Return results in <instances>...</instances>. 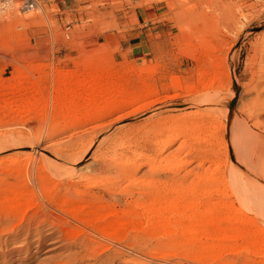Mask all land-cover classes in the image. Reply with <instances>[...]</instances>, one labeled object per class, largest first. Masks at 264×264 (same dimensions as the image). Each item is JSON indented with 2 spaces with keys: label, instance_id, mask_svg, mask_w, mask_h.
I'll return each instance as SVG.
<instances>
[{
  "label": "rangeland",
  "instance_id": "rangeland-1",
  "mask_svg": "<svg viewBox=\"0 0 264 264\" xmlns=\"http://www.w3.org/2000/svg\"><path fill=\"white\" fill-rule=\"evenodd\" d=\"M37 2V7L27 12L20 11L18 1L0 6V171L5 173L0 177L8 176L4 183H0V196L4 195L0 198V217L4 214L12 216L15 209L8 206L15 202L20 203V212L25 211L18 218L30 213L32 209L36 210L43 196L27 180V172L33 171V167L39 163V153L46 157L59 150L64 153L62 145L71 140L70 136H82L77 147L82 155L87 152L80 165L91 163L93 156L98 158L111 153L114 147L119 154L131 156L136 152L145 153L151 155L149 159L155 160L154 174L144 164L146 158L144 162H137V182L134 188H130L127 197V200L132 199L131 205L123 206L120 199H112L108 203H92L89 197L85 199L86 202L76 203L79 208H89L91 206L87 203L90 202L92 208L98 209L94 215L91 209L82 214L87 219L91 217L90 220L98 219L96 224L104 232H114L110 229L113 220L117 224L124 223L120 226L127 225L126 229L117 230L107 240L111 243L105 241V245L112 246V253H123V258L115 259L112 264H122L126 259L139 264H264V214L261 213L264 210L259 211L257 208L258 203L264 202V174L243 176L237 163L236 174L228 165L226 191L219 184L218 178L227 168L212 164L197 167L205 144L195 142L201 132L205 131L201 126L206 124L197 113L201 107L197 104L196 94L210 79H218L227 89L230 85L235 99L226 98L221 102L234 114L242 103L250 107L257 102L264 105V0ZM195 9H200V12ZM229 9L237 22L236 25L230 22L233 28L230 38ZM202 18L205 22L201 26ZM228 40H237L230 50ZM206 48L213 50L211 63ZM146 93L142 101L133 105L124 106L120 103V100L129 99L132 95L141 96ZM107 102L118 105V111H109L107 116L102 115L99 119L92 118L105 112ZM147 103V108L133 112L136 107ZM260 113L259 120L264 121V110ZM121 115L124 118L120 126L125 128L120 132L119 124L111 125L109 120ZM87 117L89 123L81 127ZM150 117L154 120L146 121ZM241 117L246 119L245 115L238 113L237 125ZM76 119L80 122L79 128L75 125ZM161 121L168 129L166 135H174L176 138L161 157H156L150 150V128ZM248 123L252 124L250 121ZM84 129H88L87 134H75ZM218 134L224 142L227 141L228 152L218 151L217 147H214V151L223 156L227 153L229 164L232 148L229 133L220 131ZM21 143L24 148L20 147ZM27 154H31L35 164L31 162L26 166ZM170 155L181 158L184 165L180 167L181 171L171 169L166 163H158ZM187 171L191 173L186 174ZM142 173L149 177L142 176ZM10 176L14 179H10ZM205 176L211 179L205 182ZM22 185H27V192L24 186L21 188ZM28 186L33 187V194L29 193ZM173 189L185 191L183 199L181 196L176 198ZM14 190H20L15 191L16 196L24 192V197H14ZM205 191L209 192L208 196H204ZM172 199L178 203V211L174 213L178 215L171 217L165 230V226L161 230V225L153 222L148 224L147 217L150 216H145L143 209L132 210L137 205L152 204L157 200L156 204L161 206ZM192 201L202 203V208L185 210V205L194 204ZM208 202L213 204L211 208ZM222 203L230 205L224 208L221 207ZM131 210L136 213V218L135 222L129 224L126 219L130 217L131 213L128 212ZM210 210L216 214L217 219L220 217L222 220L218 219L216 228L206 222ZM111 212L116 216L111 218ZM94 216L97 219H93ZM189 228L192 234H187ZM50 247L53 248L46 246L39 254L23 263L52 264L54 258L59 260L69 253L64 248L46 252ZM210 248L212 250L209 253L205 251L207 256L202 253L204 249ZM97 256L99 262L105 257L102 254ZM203 257L207 259L203 260ZM95 259L76 260L69 264H93L97 263Z\"/></svg>",
  "mask_w": 264,
  "mask_h": 264
},
{
  "label": "bare ground",
  "instance_id": "bare-ground-1",
  "mask_svg": "<svg viewBox=\"0 0 264 264\" xmlns=\"http://www.w3.org/2000/svg\"><path fill=\"white\" fill-rule=\"evenodd\" d=\"M190 8H192V7H190ZM198 10H200V9H198ZM198 10H196V11H198ZM199 12L200 11H198V13ZM202 14H203V12H202ZM202 14H200L201 17L204 15V14L203 15ZM197 19H198V17H197ZM203 19L204 18L201 19L202 21L201 20L198 21L199 23L201 21V23H200L201 26L205 22ZM209 19H210V17H209ZM206 20H208L207 16H206ZM230 22L234 23L235 25L237 24V22L234 18V15L231 12V9L228 10V38H230V36L232 35L231 33L233 32V28H231ZM206 25H207V23H206ZM236 42H237V40L235 42H233V41L229 42V40H228V50L234 48ZM207 52L209 55L208 61L210 60V63H211L212 58L214 56L213 50L209 49ZM255 54L257 55V53H255ZM59 80L60 79L58 78V80H57L58 83H59ZM81 85H83V84L81 83ZM226 87L227 86H224L220 81H218V79L217 80L216 79H214V80L210 79V82L202 85L201 89L198 92V95L196 94V96H197L196 101L198 102L197 104H198V106L201 107V109L197 113H198L200 119L202 121H204L206 124H204V126H201V128H203V130H205V131L202 130L203 132H201V134L198 137L196 136L197 141H195V142H197L198 144L204 143L205 148H206V149L204 148L205 151L203 150V152H202V156H201V159H200L197 167L203 168L204 164H208V166L212 164L211 166L216 165L215 167L224 166L225 169L227 168L226 172H224L222 175H220V177L218 176L219 177L218 178L219 184L223 185L224 189L227 191L228 190V185H227L228 184V165H229L230 169H232L235 172V167H236V163H237L239 172L243 176L247 175L248 177H253L254 173L264 174V121L259 120V117L261 114L260 111L264 110V105H260V103L257 102V103H254L250 107L247 103H242V106H240L239 108L237 107L238 108L237 113L234 114L233 113L234 111L232 112L231 110L225 108L223 106L224 104H222V102H221L222 100H224L226 98L231 99V100L235 99V95L231 91L230 85L228 84V89ZM67 92H69V91L67 90ZM146 95H147V93L144 95H141V96L132 95V97L129 99L125 98V99L120 100V103H121V105H124V106L133 105L136 102L142 101L146 97ZM256 100H257V98H256ZM147 105H148V103L143 104L139 107H136L137 109L135 108L133 110V112L139 111L141 109H145V108H147ZM118 109H119V107H118V105L116 106L115 103L111 104L110 102H107V106L105 107V112L101 113V114H97L95 116H92V118L97 119V117H98V119H99L100 116H102V115L107 116V113L109 111L117 112ZM238 113L241 114L242 116L245 115L246 119L244 117H241L240 122L237 125L236 117H238ZM123 118H124V115L113 118L112 120H109V124H111V125L119 124L118 131L121 132V130H124L123 128H125L124 126L123 127L120 126ZM160 119H162V118H160ZM76 120H77L76 121L77 123L75 122V125H77V127H78L80 125V122H78V119H76ZM149 120H151V122H152L154 119L152 120L150 117V119L148 118V120H146V121H149ZM89 121H90L89 117L85 118L84 123L82 122L83 124L81 125V127L86 126L87 122L89 123ZM249 121L252 122L251 125H249V123H248ZM84 124H86V125H84ZM163 124H165V123L163 122ZM163 124H162V121H161V123L157 122L154 124V126L151 125L153 128H150V129H152V130H150L151 131V137L149 140V144L151 145L150 150L152 151V153L154 155H156V157H158V156L161 157V155L164 153V151L173 143V141L176 138V137H174V135H173V137L171 135L170 136L166 135V132L168 129ZM201 125H203V124H201ZM147 126H148V124H147ZM149 127H148V129H149ZM198 127H199V125H198ZM93 128H91V129H93ZM150 131H148V132L150 133ZM220 131L223 132L224 134L229 133V140L231 141V145H232L231 160L229 161V164H228L227 153H225L226 156H223L222 154H217L214 151V147H217L218 151L222 152V150H223L224 152L225 151L228 152V150H227L228 146L226 143L227 141L224 142L222 137L219 136L218 133H220ZM204 132H205V134H204ZM87 133H88V129H84V130L80 131L79 133H75V134L85 135ZM199 133H200V131H199ZM72 136H74V134ZM80 138H82V136H78V137L77 136L76 137L70 136L71 140L69 142L67 141L68 143H65L64 145H62L64 153L63 152L61 153L62 150H59L58 152L56 151V154L54 153V155H51L50 157H46L42 153H39L40 154L39 163L37 162L35 167H33L35 169V171H34V169H33V171H30V172L26 171L27 172V180L29 182H32L35 185V188H37L36 189L37 191L39 190V193H42V196H43L42 202L40 203L38 208H36V210L32 209L30 211V213H28V214L25 213L26 215L24 214V216H21L18 218V215H20L21 213H23L25 211L20 212L21 211L20 209H22L20 207V203L14 201L15 203H13V205L8 206L9 208L11 207V208L15 209V210L11 209V210H14L13 215L10 216V215L4 214V216L0 217V264H24L23 262H26L28 260V258H31V256L34 257L37 254H39L41 252V250L46 246H48V247L53 246V248L50 247L49 249H47L46 252H53V251H57V250L62 249V248H64V250L69 252L66 255V257H62L59 260L54 258V263H52V264H69L70 262H74L76 260H80V261H83L84 259L85 260H92V258L95 259L96 257L97 258L95 260L98 264H112V262L115 259L120 260L123 258L122 252L115 251V252H113L114 253L113 254L111 252L113 250L112 246L111 245H105V241L108 242L107 240L110 237H113V235H115L118 232L117 230H121L124 228L126 229L127 225L125 224L124 226H120V224H122V223L117 224L118 222L116 221L117 222L116 223L112 219L113 221L110 224V229L114 230V232H110L112 230L108 231L110 233L104 232L103 230L100 229L99 225H97L98 223L96 224V222L98 220L97 219L98 215H96L97 217L94 216V218H93V219H97V220H90L91 217L89 219H87L86 217H83V214H82L83 211H85L87 209H91L92 210L91 213L94 215L98 209L92 208L93 205H91L90 202L87 203V205L91 206L89 208H83L84 206L82 208H79V207H77L78 204H76V203H79V202L82 203L85 201L86 198L89 197L91 199L90 200L88 199V200L92 201V203L101 202V201L108 203L112 199H120L122 201V205L123 204H125L126 206L131 205L133 203V201H132V199L127 200V197L130 195L129 194L130 188H132L134 186V184L136 185V182H137L135 172L139 168H137L138 165H136V164L139 163L138 161L146 158L145 159L146 162L144 164L148 166L147 168L149 171L154 172L155 168L153 166L154 165L153 161L155 163V160L152 158L149 159L148 158L149 155H146L145 153L144 154H136L137 153L136 152V153H133L131 156L119 154L117 152V150L115 149L116 147L113 148V146H111L113 148L111 153H108V154L105 153L104 155H100L101 157H98V158H97V156L96 157L93 156V157H91L92 158L91 163L86 164V165H80L82 160L84 159L85 153L87 152L86 150H84L86 152L83 155L80 153L81 150H79V148L77 147V144H78L77 142L80 140ZM127 143H128V141H127ZM26 144H27V142H26ZM58 144H59V142H58ZM113 144L114 143H112V145ZM20 145H22V143ZM129 145H131V144H129ZM58 146H61V145H58ZM20 147L24 148L23 145ZM57 148H59V147H57ZM57 148H54V149H57ZM87 148H89V147H87ZM60 149H62V148H60ZM177 157L178 156L175 157L174 155L173 156L170 155V157L167 156V157L162 158V160H160L158 163L159 164L160 163H164V164L166 163L170 166L171 169H176V170L178 169V171H179L180 167L182 168L183 162H182L180 157H178L180 159H178ZM155 159H157V158H155ZM0 160H2V159H0ZM26 160L28 162V164L26 162V164H27L26 166L30 165L29 163H31V162H34V164L36 162V161H34L31 154H27ZM143 162H144V160H143ZM19 163H21V162H19ZM142 164H141V166H142ZM19 167H21V166H19ZM19 167H18V169H19ZM4 168H2V169H4ZM15 168H12L11 170H15ZM156 169H158V168H156ZM20 170H21V168H20ZM28 170H29V168H28ZM9 171H10V169H9ZM15 171L18 172V170H15ZM205 171H208V170H205ZM153 172L151 174H154ZM23 173H25V172H23ZM23 173H22V175H24ZM156 173H158V171ZM159 173H161V172H159ZM189 173H191V172L190 171L186 172V174H189ZM4 174L0 171V175H4ZM11 174L13 177L12 172H11ZM235 174H236V172H235ZM144 175H145V173L142 176H144ZM210 175H211V173H210ZM212 175H213V173H212ZM145 176L149 177V175H147V174ZM5 177H8V176H1L0 177V183L1 184L4 183ZM12 177L10 176L9 178L11 179ZM197 178H199V176ZM209 178H210V176H209ZM209 178L205 176V178H203V180L205 182H207L209 180ZM212 178H214V177H212ZM262 178H264V177H262ZM12 179H14V178H12ZM156 181L157 180H155V182ZM199 181H200V178H199ZM154 185H156V184H154ZM160 185H162V184H160ZM8 186H10V185H8ZM17 186H19V185H17ZM23 186L24 185H22L21 188ZM25 186H27V185H25ZM25 186H24V190L27 192V190H26L27 187H25ZM179 186H181V185H179ZM5 189H3V190L5 191ZM7 189H9V188H7ZM29 189H28L30 191L29 193L33 194L34 193L33 187H29ZM192 189H193V191H195L196 188L195 189L192 188ZM3 190H2V192H3ZM173 190H174L173 194L176 198L177 197L180 198V196H181V198L183 199V193L185 191L178 192L177 191L178 189H173ZM262 190H264V186H262ZM15 191L16 190H14V192ZM19 191H16V192H19ZM158 191H156V192H158ZM16 192L14 193V197L16 196ZM197 192H198V190H197ZM11 193L12 192H10V194ZM203 194H204V196H208L209 192L205 191V193L203 192ZM19 195L20 194H18L16 196V198ZM23 195H24V192H23ZM23 195H20V198H22L21 196H23ZM122 195H124V197L121 198ZM1 196L3 197L4 195H1ZM1 196H0V198H1ZM160 196H161V194H160ZM6 197H8V195H6ZM33 197H34V195H33ZM163 198H164V196H163ZM17 199H16V201H18ZM154 200H152V201H154ZM12 201H13V199H12ZM154 202H151L152 204H147V205H137L132 210L135 211L136 209H139V208L143 209L144 215L146 214L145 216H147V215L150 216V217H147L148 224H151L153 222V224H156V225L158 224L159 226L161 225V230H163L162 228L165 226V228H164V230H165L166 226L169 225L171 222V217L174 218V215L175 216L178 215V214H174L176 211H178V209H177L178 203L174 199L169 200L168 202H164L163 204H160L161 206H159V204L158 205L156 204V203H158V200L156 203H154ZM159 202H161V201H159ZM69 203H71V204L67 205ZM193 203L194 204H191V205H185V207H184L185 210L188 211L189 209L191 210L193 207L196 209V208H199L202 206V203H200L199 201L193 202ZM207 205H208V207L211 208V206L213 204H210L208 202ZM228 205H230V204L222 203L221 207L228 208ZM134 206H135V204H134ZM217 206L219 207V205H217ZM257 206H258L257 208L259 211L264 210V202H261V204L258 203ZM31 207H32V205H31ZM132 210L128 212V213H131L130 217L126 219V222H128V223L129 222L131 223V221H132V223L135 222V218H136L135 214L136 213H133L134 211H132ZM26 212H27V210H26ZM177 213H180V212H177ZM261 213L264 214V212H262V211H261ZM209 214H210V216L209 217L207 216L206 222L211 223L212 226H215L220 217L217 219L215 216L216 214L214 215L212 210L209 211ZM109 215L111 218L113 216H116V214L112 213V212ZM87 217H89V216H87ZM145 219H146V217H145ZM104 220L105 219H103V221ZM219 220L222 221L221 219H219ZM107 222H108V220H107ZM101 223L103 226L106 225L105 223L103 224V222H101ZM103 226H102V228H103ZM104 227H107V226H104ZM186 228H188V227H186ZM215 228H216V226H215ZM187 232H188L187 234H192L191 229L189 231L187 230ZM119 233H120V231H119ZM207 238H210V236ZM207 238H205V239H207ZM206 248H207V246H206ZM214 248L212 247V249H214ZM212 249L211 248L209 250L204 249V252H202V253L204 254L205 251H208V253H209V251H211ZM97 254L99 256L101 254L104 255L105 256L104 259L101 260L100 262L97 261V259H98ZM205 255L207 256L208 254L205 253ZM202 259L204 260L207 258L203 257ZM214 259H215V257H214ZM214 259H212V260H214ZM215 260H217V259H215ZM215 260H214V262H215ZM205 262H206V260H205ZM208 262L210 263L211 261L209 260ZM97 263L94 262L93 264H97ZM121 263L122 264H139L135 261H131V260L129 261L127 259L124 260V262L122 261ZM218 263H219V261H218Z\"/></svg>",
  "mask_w": 264,
  "mask_h": 264
},
{
  "label": "built area",
  "instance_id": "built-area-1",
  "mask_svg": "<svg viewBox=\"0 0 264 264\" xmlns=\"http://www.w3.org/2000/svg\"><path fill=\"white\" fill-rule=\"evenodd\" d=\"M13 1H18L20 4V11L27 12L37 7V0H0V6H6Z\"/></svg>",
  "mask_w": 264,
  "mask_h": 264
}]
</instances>
